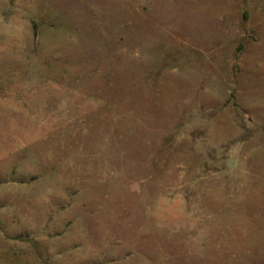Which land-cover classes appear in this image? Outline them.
I'll return each instance as SVG.
<instances>
[{
    "label": "rangeland",
    "instance_id": "obj_1",
    "mask_svg": "<svg viewBox=\"0 0 264 264\" xmlns=\"http://www.w3.org/2000/svg\"><path fill=\"white\" fill-rule=\"evenodd\" d=\"M0 264H264V0H0Z\"/></svg>",
    "mask_w": 264,
    "mask_h": 264
},
{
    "label": "trees",
    "instance_id": "obj_2",
    "mask_svg": "<svg viewBox=\"0 0 264 264\" xmlns=\"http://www.w3.org/2000/svg\"><path fill=\"white\" fill-rule=\"evenodd\" d=\"M245 17H247V15L245 14ZM35 35H36V31H35Z\"/></svg>",
    "mask_w": 264,
    "mask_h": 264
}]
</instances>
